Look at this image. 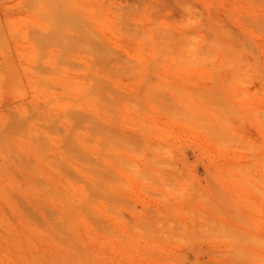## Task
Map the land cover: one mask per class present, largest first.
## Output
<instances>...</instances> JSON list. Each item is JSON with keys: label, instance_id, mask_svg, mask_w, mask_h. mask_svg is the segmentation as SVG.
<instances>
[{"label": "rangeland", "instance_id": "rangeland-1", "mask_svg": "<svg viewBox=\"0 0 264 264\" xmlns=\"http://www.w3.org/2000/svg\"><path fill=\"white\" fill-rule=\"evenodd\" d=\"M0 264H264V0H0Z\"/></svg>", "mask_w": 264, "mask_h": 264}]
</instances>
